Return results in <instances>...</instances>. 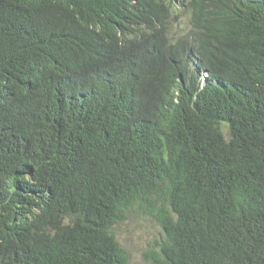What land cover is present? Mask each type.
I'll list each match as a JSON object with an SVG mask.
<instances>
[{
	"label": "trees",
	"instance_id": "16d2710c",
	"mask_svg": "<svg viewBox=\"0 0 264 264\" xmlns=\"http://www.w3.org/2000/svg\"><path fill=\"white\" fill-rule=\"evenodd\" d=\"M179 4L0 0V264H264V0Z\"/></svg>",
	"mask_w": 264,
	"mask_h": 264
},
{
	"label": "rangeland",
	"instance_id": "374dc122",
	"mask_svg": "<svg viewBox=\"0 0 264 264\" xmlns=\"http://www.w3.org/2000/svg\"><path fill=\"white\" fill-rule=\"evenodd\" d=\"M188 31L187 17L180 23L172 25L171 34L180 35ZM226 138V129L223 128ZM116 240L129 255L127 264H152L146 253L154 246L156 241L163 240V233L155 222L137 210L128 212L125 220L113 227Z\"/></svg>",
	"mask_w": 264,
	"mask_h": 264
},
{
	"label": "clouds",
	"instance_id": "9594fccd",
	"mask_svg": "<svg viewBox=\"0 0 264 264\" xmlns=\"http://www.w3.org/2000/svg\"><path fill=\"white\" fill-rule=\"evenodd\" d=\"M181 0H176V4H178L177 5V9H182V7L180 6L181 4H179V2H180ZM129 33L131 34L132 33V36H130V37H134V31H132V30H129ZM74 36H75V34L73 35V37H71L70 39H69V47H67V50H69V51H71L72 52V49H73V45H74ZM116 37H119V38H121V39H125L124 37H122V35H120V34H118V35H116ZM33 74V73H32ZM204 77H205V75H203L202 76V80H204ZM5 99H7V100H11L12 99V96H11V92H9L8 91V89H7V87L6 86H2V87H0V108L1 107H3L4 105H3V103H5L4 102V98Z\"/></svg>",
	"mask_w": 264,
	"mask_h": 264
}]
</instances>
